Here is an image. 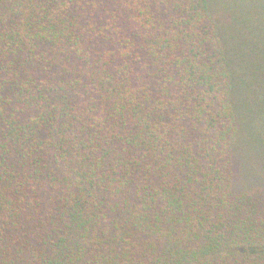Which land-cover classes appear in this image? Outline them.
<instances>
[{"label":"trees","instance_id":"16d2710c","mask_svg":"<svg viewBox=\"0 0 264 264\" xmlns=\"http://www.w3.org/2000/svg\"><path fill=\"white\" fill-rule=\"evenodd\" d=\"M238 147L264 0H0V264H264Z\"/></svg>","mask_w":264,"mask_h":264},{"label":"rangeland","instance_id":"374dc122","mask_svg":"<svg viewBox=\"0 0 264 264\" xmlns=\"http://www.w3.org/2000/svg\"><path fill=\"white\" fill-rule=\"evenodd\" d=\"M240 145L242 146L243 144ZM238 151L240 156V162L239 166L236 165L235 174L238 176V181L236 182H238V184L242 187L243 184L240 182V176L243 174L244 170H250L252 172V161L254 162L253 176L256 179L261 176V174H259L258 172L264 171V164L257 157H251L248 151L243 150L241 147H238ZM256 179L254 181H256Z\"/></svg>","mask_w":264,"mask_h":264}]
</instances>
